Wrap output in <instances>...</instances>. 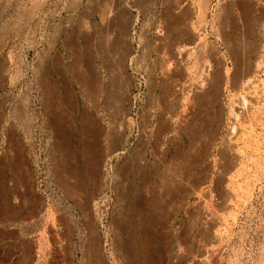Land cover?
Here are the masks:
<instances>
[{
	"label": "rangeland",
	"instance_id": "rangeland-1",
	"mask_svg": "<svg viewBox=\"0 0 264 264\" xmlns=\"http://www.w3.org/2000/svg\"><path fill=\"white\" fill-rule=\"evenodd\" d=\"M121 4L124 118L54 143L51 46ZM0 264H264V1L0 0Z\"/></svg>",
	"mask_w": 264,
	"mask_h": 264
},
{
	"label": "crops",
	"instance_id": "crops-1",
	"mask_svg": "<svg viewBox=\"0 0 264 264\" xmlns=\"http://www.w3.org/2000/svg\"><path fill=\"white\" fill-rule=\"evenodd\" d=\"M120 11L121 17H112L94 35L70 22L51 46L53 51L47 60L51 57L52 63L46 61L44 73L45 79L53 82L54 91L49 95L51 98L46 95L44 115L47 134L54 143L60 137L84 138L91 134L88 130H95L96 137L100 138L101 123L93 116L99 110L113 114L116 119L124 118V99L119 89L126 77V62L132 50L128 31L134 8L121 4ZM99 73L105 74L109 84L107 98L96 108L94 102L84 101L72 89H77L80 82L83 88L89 87L86 80ZM55 87L66 90L58 92Z\"/></svg>",
	"mask_w": 264,
	"mask_h": 264
},
{
	"label": "bare ground",
	"instance_id": "bare-ground-1",
	"mask_svg": "<svg viewBox=\"0 0 264 264\" xmlns=\"http://www.w3.org/2000/svg\"><path fill=\"white\" fill-rule=\"evenodd\" d=\"M264 1V0H263ZM218 11V10H217ZM233 15V14H232ZM25 16V15H24ZM200 18V17H199ZM196 22V21H195ZM233 27V26H232ZM180 32V31H179ZM169 34V33H168ZM178 34V33H177ZM202 37V36H201ZM48 38V37H47ZM191 38V37H190ZM44 39V38H43ZM179 39V38H178ZM189 39V38H188ZM199 41V40H198ZM191 42V41H190ZM129 45V44H128ZM180 45V44H179ZM263 45V44H262ZM261 45V46H262ZM130 46V45H129ZM178 46V45H177ZM247 46V45H246ZM257 46V45H256ZM161 47V46H160ZM180 47V46H179ZM187 48V47H186ZM185 49V48H184ZM188 49V48H187ZM186 49V50H187ZM196 49H198V48H196ZM204 49V48H203ZM176 50H177V48H176ZM183 50V49H182ZM190 51V50H189ZM181 52V51H180ZM179 52V53H180ZM256 52V51H255ZM133 53V52H132ZM196 53V52H195ZM199 56V55H198ZM56 58V57H55ZM177 58V57H176ZM215 59H216V57H215ZM164 61V60H163ZM202 61V60H201ZM216 61V60H215ZM175 62V61H174ZM173 62V63H174ZM178 62V61H177ZM217 62V61H216ZM255 62V61H254ZM166 63V62H165ZM168 63V62H167ZM197 63V62H196ZM178 64H179V62H178ZM198 64V63H197ZM180 65V64H179ZM263 65V64H262ZM261 65V66H262ZM163 66V65H162ZM160 67V66H159ZM166 68V67H165ZM186 68V67H185ZM198 68V67H197ZM253 68V67H252ZM259 69V68H258ZM261 69V68H260ZM6 70V69H5ZM8 71V70H7ZM142 71V70H141ZM169 71V70H168ZM198 71V70H197ZM46 73V72H45ZM187 73V72H186ZM221 73V72H220ZM188 74V73H187ZM233 74V73H232ZM208 75V74H207ZM221 75V74H220ZM160 76H161V74H160ZM200 76V75H199ZM203 76H205V75H203ZM223 76V75H222ZM230 76V75H229ZM165 77V76H164ZM179 77V76H178ZM239 77V76H238ZM93 79V78H92ZM96 79V78H95ZM87 81V80H86ZM245 81V80H244ZM248 81L249 82H251L250 81V79L248 78ZM96 82V81H95ZM243 82V81H242ZM89 83V82H88ZM97 83V82H96ZM168 83V82H167ZM204 83V82H203ZM201 84V83H200ZM199 84V86H201ZM244 85H245V83H244ZM189 86V85H188ZM204 86V85H203ZM237 86H239V84L237 85ZM176 88V87H175ZM239 88V87H238ZM198 89H199V87H198ZM245 89V88H244ZM191 92H192V90H191ZM244 92V91H243ZM189 95V94H188ZM204 97V96H203ZM242 98V97H241ZM244 98V97H243ZM237 99V98H236ZM249 100V99H248ZM251 100V99H250ZM204 102H205V100H203ZM209 101V100H208ZM223 102V101H222ZM234 102V101H233ZM261 103V102H260ZM242 109V108H241ZM246 112V111H245ZM235 113V112H234ZM172 116H174V115H172ZM236 116V115H235ZM239 117V116H238ZM187 118V117H186ZM237 119V118H236ZM247 120V119H246ZM245 120V121H246ZM261 124V123H260ZM241 126V125H240ZM261 126V125H260ZM199 129V128H198ZM235 129V128H234ZM236 131V130H235ZM249 134V133H248ZM244 136V135H243ZM258 137H259V135H258ZM226 140V139H225ZM256 140V139H255ZM249 142V141H248ZM170 143V142H169ZM162 145V144H161ZM230 145V144H229ZM241 146V145H240ZM262 146V145H261ZM256 148V147H255ZM195 151V150H194ZM231 152V151H230ZM97 153V152H96ZM229 154V153H228ZM115 155V154H114ZM231 155V154H230ZM250 155V154H249ZM244 156V155H243ZM201 157V156H200ZM248 158V157H247ZM69 162V161H68ZM73 171V170H72ZM57 172V171H56ZM90 173V172H89ZM89 176V175H88ZM255 176V175H254ZM62 183V182H61ZM65 184V183H64ZM65 186V185H64ZM236 186V185H235ZM95 189V188H94ZM217 189V188H216ZM70 192V191H69ZM201 194V193H200ZM232 194V193H231ZM247 197V196H246ZM236 199V198H235ZM231 200V199H230ZM236 201V200H235ZM240 201V200H239ZM244 202V201H243ZM237 203V202H236ZM240 204V203H239ZM238 206V205H237ZM133 210V209H132ZM66 215V214H65ZM64 218V217H63ZM66 224V223H65ZM61 225V224H60ZM91 227V226H90ZM57 230V229H56ZM169 236V235H168ZM62 238V237H61ZM94 238V237H93ZM98 240V239H97ZM97 242V241H96ZM70 243V242H69ZM95 243V242H94ZM63 244V243H62ZM97 247V246H96ZM117 248H119V247H117ZM180 248V247H179ZM91 250V249H90ZM176 253V252H175ZM97 254V253H96ZM100 258V257H99ZM102 260H104V259H102ZM201 260V259H200ZM31 261H33V260H31ZM100 262V261H99ZM102 262V261H101ZM100 262V263H101ZM33 263V262H32ZM94 263V262H93Z\"/></svg>",
	"mask_w": 264,
	"mask_h": 264
}]
</instances>
